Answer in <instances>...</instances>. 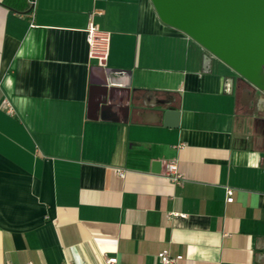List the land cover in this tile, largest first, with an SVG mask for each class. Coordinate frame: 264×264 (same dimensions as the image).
I'll list each match as a JSON object with an SVG mask.
<instances>
[{
  "label": "crops",
  "instance_id": "0c3cea01",
  "mask_svg": "<svg viewBox=\"0 0 264 264\" xmlns=\"http://www.w3.org/2000/svg\"><path fill=\"white\" fill-rule=\"evenodd\" d=\"M241 79L150 0H0V264H264V99Z\"/></svg>",
  "mask_w": 264,
  "mask_h": 264
},
{
  "label": "water",
  "instance_id": "95a60500",
  "mask_svg": "<svg viewBox=\"0 0 264 264\" xmlns=\"http://www.w3.org/2000/svg\"><path fill=\"white\" fill-rule=\"evenodd\" d=\"M150 1L164 24L188 35L247 83L243 104L252 108L264 99V0ZM118 71L106 69L108 76ZM158 106L164 125L177 127L180 112L166 102Z\"/></svg>",
  "mask_w": 264,
  "mask_h": 264
},
{
  "label": "built area",
  "instance_id": "2783aa9c",
  "mask_svg": "<svg viewBox=\"0 0 264 264\" xmlns=\"http://www.w3.org/2000/svg\"><path fill=\"white\" fill-rule=\"evenodd\" d=\"M92 15H90V21L86 29L87 43H88V56L90 59L95 60L101 67H106L107 60L110 53L111 35L109 32L101 30L97 24L92 22ZM11 105L4 101V108L12 111ZM164 177L171 180L176 185H183L185 182L184 176L179 172L176 162H168L164 166ZM117 174L123 178L124 170L116 169ZM226 202L233 201L234 190L229 187L226 188ZM158 258L163 264H172L182 259V256H171L167 250L161 251L158 254ZM116 257H106L103 264H116ZM30 264V263H29Z\"/></svg>",
  "mask_w": 264,
  "mask_h": 264
},
{
  "label": "trees",
  "instance_id": "16d2710c",
  "mask_svg": "<svg viewBox=\"0 0 264 264\" xmlns=\"http://www.w3.org/2000/svg\"><path fill=\"white\" fill-rule=\"evenodd\" d=\"M245 87H247V83L243 79H241L240 80V88L242 89V88H245Z\"/></svg>",
  "mask_w": 264,
  "mask_h": 264
}]
</instances>
